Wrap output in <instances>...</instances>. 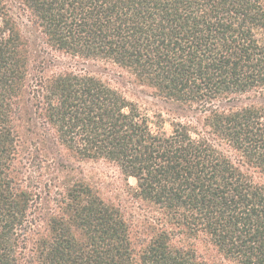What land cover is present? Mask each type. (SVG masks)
Wrapping results in <instances>:
<instances>
[{"label": "trees", "instance_id": "obj_1", "mask_svg": "<svg viewBox=\"0 0 264 264\" xmlns=\"http://www.w3.org/2000/svg\"><path fill=\"white\" fill-rule=\"evenodd\" d=\"M42 44L128 68L202 127ZM247 93L264 98V0H0V264H264V102L231 103ZM91 159L144 204L72 164Z\"/></svg>", "mask_w": 264, "mask_h": 264}, {"label": "rangeland", "instance_id": "obj_2", "mask_svg": "<svg viewBox=\"0 0 264 264\" xmlns=\"http://www.w3.org/2000/svg\"><path fill=\"white\" fill-rule=\"evenodd\" d=\"M42 49L57 70L70 68L101 78L126 98L135 102L144 112L152 117L156 116L154 114L159 113L163 115L168 120L167 125L173 120H180L192 125L194 128L202 127L201 113L197 109L194 107L189 108L157 94L151 86L137 79L135 74L126 67L103 58L74 56L54 50L45 44H42ZM233 97L231 103L248 102L257 99H259V102H264V98L251 97L250 93L238 94ZM222 102V100H217L215 103L222 106ZM215 143L218 148L223 149L234 161L242 163L237 151L226 144L222 146V139L216 138ZM72 164L77 167L78 173L83 174L90 181L98 184L106 197L116 201L133 198L136 202L134 204L136 208L137 205L144 204L143 201L133 196L132 188L136 184L135 178L124 175L115 163L104 159H91L74 160ZM243 167L247 169L246 165H243Z\"/></svg>", "mask_w": 264, "mask_h": 264}]
</instances>
